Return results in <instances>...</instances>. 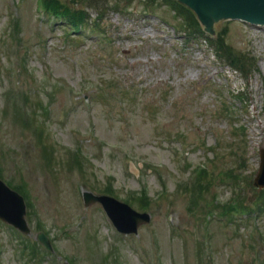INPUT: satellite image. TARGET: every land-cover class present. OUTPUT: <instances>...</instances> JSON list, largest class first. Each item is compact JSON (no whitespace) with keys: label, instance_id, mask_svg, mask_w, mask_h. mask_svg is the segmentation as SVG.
I'll use <instances>...</instances> for the list:
<instances>
[{"label":"rangeland","instance_id":"1","mask_svg":"<svg viewBox=\"0 0 264 264\" xmlns=\"http://www.w3.org/2000/svg\"><path fill=\"white\" fill-rule=\"evenodd\" d=\"M104 1H48L84 17L71 33L39 0H0V180L30 228L0 221V264H24L20 240L39 231L40 264H264V24ZM84 191L150 221L122 235Z\"/></svg>","mask_w":264,"mask_h":264},{"label":"water","instance_id":"2","mask_svg":"<svg viewBox=\"0 0 264 264\" xmlns=\"http://www.w3.org/2000/svg\"><path fill=\"white\" fill-rule=\"evenodd\" d=\"M186 5H192L200 18L205 29L210 28L209 24L219 18L253 24L256 22L257 28H261L258 22L264 24V0H186ZM260 16V17H258ZM259 174L257 175L255 186L259 189L264 188V148L260 150ZM85 206L94 202L102 205L118 231L122 233H137L140 224L148 223L149 215L137 213L127 204L120 203L116 199L108 196H96L89 192L83 193ZM25 204L23 198L11 191L4 182L0 181V219L20 232L29 233L26 225ZM37 241L42 243L48 250L51 249L47 238L38 233Z\"/></svg>","mask_w":264,"mask_h":264},{"label":"trees","instance_id":"3","mask_svg":"<svg viewBox=\"0 0 264 264\" xmlns=\"http://www.w3.org/2000/svg\"><path fill=\"white\" fill-rule=\"evenodd\" d=\"M43 1H45V3H46V11L47 12H49L50 14L52 13L53 15H55L56 17H58V18H63L66 22H68L70 25H71V27H72V29L74 30H85L86 28V24H85V21H83V16H80V17H78V16H76V15H74V14H71L69 11H67L66 9H62V10H60L59 8H57V7H55L54 6V4L52 3V2H50L49 4H48V1H50V0H43ZM122 0H113V2H114V4H112L113 5V7L115 8L116 7V5H118V3L119 2H121ZM112 2V3H113ZM150 2H151V0H150ZM89 3V2H88ZM91 3V2H90ZM91 7H93V9L95 10V9H98V7H97V5L96 4H89ZM100 7H102V8H104L105 6H106V3H105V1L104 0H102V2H100L99 4H98ZM182 10H186V9H184V8H181L180 9V12H182ZM193 19V18H192ZM193 23H189L188 24V27L191 29V31H189V36H193L195 33H194V30H195V28H196V22H195V20L193 19ZM95 23V29H92L93 31L92 32H97V33H99V34H102V35H106L105 33H103V32H101V29H100V23H98V22H94ZM85 26V27H84ZM214 47H213V49L215 50V52H216V55L219 57V58H221V51L224 53V55H225V49L223 48V46H222V43H220V44H217L216 45V43L213 45ZM31 250L32 251H34V248L33 247H31Z\"/></svg>","mask_w":264,"mask_h":264},{"label":"bare ground","instance_id":"4","mask_svg":"<svg viewBox=\"0 0 264 264\" xmlns=\"http://www.w3.org/2000/svg\"><path fill=\"white\" fill-rule=\"evenodd\" d=\"M254 24H256V22H254ZM258 24L261 26L262 23L258 22Z\"/></svg>","mask_w":264,"mask_h":264}]
</instances>
